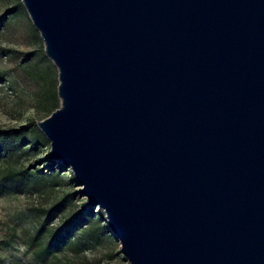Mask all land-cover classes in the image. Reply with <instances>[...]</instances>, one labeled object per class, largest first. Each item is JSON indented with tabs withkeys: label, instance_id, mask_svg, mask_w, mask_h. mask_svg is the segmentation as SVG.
Listing matches in <instances>:
<instances>
[{
	"label": "water",
	"instance_id": "95a60500",
	"mask_svg": "<svg viewBox=\"0 0 264 264\" xmlns=\"http://www.w3.org/2000/svg\"><path fill=\"white\" fill-rule=\"evenodd\" d=\"M58 71L49 162L128 264H264V0H21Z\"/></svg>",
	"mask_w": 264,
	"mask_h": 264
},
{
	"label": "rangeland",
	"instance_id": "374dc122",
	"mask_svg": "<svg viewBox=\"0 0 264 264\" xmlns=\"http://www.w3.org/2000/svg\"><path fill=\"white\" fill-rule=\"evenodd\" d=\"M19 3L22 5L21 0H0V128L19 129L34 121L33 128L41 133L37 122L53 112L43 96L52 93L54 86L57 92L58 71L46 57L40 34ZM11 6H15L13 15L1 19ZM23 133L29 137L28 130ZM28 145L5 144L0 153V264H128L98 207L92 208L81 229L70 231L73 245L57 250V259L40 262L34 258L27 241L36 227L49 218L51 228H60L64 219L87 211L88 201L70 169L44 174L50 150L46 139L35 149ZM8 170L32 177L5 180ZM69 193L75 195L65 210L49 217L47 210Z\"/></svg>",
	"mask_w": 264,
	"mask_h": 264
},
{
	"label": "trees",
	"instance_id": "16d2710c",
	"mask_svg": "<svg viewBox=\"0 0 264 264\" xmlns=\"http://www.w3.org/2000/svg\"><path fill=\"white\" fill-rule=\"evenodd\" d=\"M14 11L15 6H11L9 10L1 16V19H4L8 14L13 15ZM56 96L57 92L55 90V86L52 93H45L43 96L44 102L48 103V106H50L49 109H52V111H55L59 107L56 101ZM33 127H35V122L30 121L19 129L0 128V153L2 152L3 146L10 143L17 144L18 147H21L23 143L29 142L28 146L35 149L41 141H45V137ZM27 130L29 131L28 138L26 134L23 133ZM63 169L64 167L62 164L51 161L45 168L46 172L44 174H54L58 171H62ZM39 172H42V170H39ZM16 177H20V180H27L29 177H32V174H26L24 172L16 173L13 170H8L4 179L13 181L16 180ZM74 195L75 194L72 193L66 194L60 201L51 206L47 210L49 217L63 212L67 203L74 198ZM90 216L91 211H79L76 214L64 219L62 227L60 228H51L48 222L49 218L42 221L39 226L36 227L32 235H30L27 241L28 249L32 250L34 258L40 262H45L48 258L57 259V250L73 245V242L70 239V231L81 229ZM92 233L93 230H91L90 234L92 239L96 240V234Z\"/></svg>",
	"mask_w": 264,
	"mask_h": 264
}]
</instances>
